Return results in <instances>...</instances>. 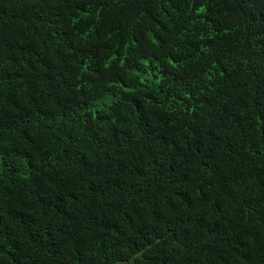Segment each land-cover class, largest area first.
I'll return each mask as SVG.
<instances>
[{
	"label": "trees",
	"instance_id": "obj_1",
	"mask_svg": "<svg viewBox=\"0 0 264 264\" xmlns=\"http://www.w3.org/2000/svg\"><path fill=\"white\" fill-rule=\"evenodd\" d=\"M262 178L264 0H0V264H264Z\"/></svg>",
	"mask_w": 264,
	"mask_h": 264
},
{
	"label": "clouds",
	"instance_id": "obj_2",
	"mask_svg": "<svg viewBox=\"0 0 264 264\" xmlns=\"http://www.w3.org/2000/svg\"><path fill=\"white\" fill-rule=\"evenodd\" d=\"M259 184L261 185L260 194L257 190L258 184H255V191L252 196L243 202H238L235 204V210L230 215V223H231V231L238 236V230L234 225L235 219L237 216L241 214H250L251 211H256L261 214L260 221H257V227L262 237L264 238V179L260 180ZM162 187V186H161ZM174 185L172 186V188ZM169 188V187H163ZM218 237L227 239L223 234H214ZM227 241V240H224Z\"/></svg>",
	"mask_w": 264,
	"mask_h": 264
}]
</instances>
